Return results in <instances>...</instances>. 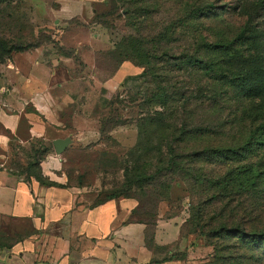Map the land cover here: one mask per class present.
I'll use <instances>...</instances> for the list:
<instances>
[{
    "label": "rangeland",
    "instance_id": "1",
    "mask_svg": "<svg viewBox=\"0 0 264 264\" xmlns=\"http://www.w3.org/2000/svg\"><path fill=\"white\" fill-rule=\"evenodd\" d=\"M58 1L0 0V86L13 55L35 50L45 65L66 64L77 91L53 136L71 138L66 150L56 153L52 141L14 142L9 167L24 177L89 190L96 201L133 196L149 221L175 217L191 264H264V246L247 245L222 229L227 219L228 226L264 229V148L241 150L264 124V90L243 87L239 61L206 46L219 42L234 55L249 52L253 67L264 71V0H104L97 12L116 11L100 18L110 25L100 24L110 45L96 55L90 41L107 40L106 32L97 38L101 31L91 20L67 25L62 17L49 19ZM199 3L216 14L197 17ZM126 8L129 14L120 15ZM147 8L151 16L142 22ZM129 16H139L142 35L170 30L165 59L182 68L159 80L136 59L120 62L116 44L136 33ZM165 94L189 102L169 99L165 109L172 115L166 112L160 123L153 112L164 108ZM75 112L78 127L71 122Z\"/></svg>",
    "mask_w": 264,
    "mask_h": 264
},
{
    "label": "crops",
    "instance_id": "2",
    "mask_svg": "<svg viewBox=\"0 0 264 264\" xmlns=\"http://www.w3.org/2000/svg\"><path fill=\"white\" fill-rule=\"evenodd\" d=\"M102 1L59 0L58 6L49 10V19L61 21L62 17L67 25L75 18L86 23L91 20L101 31L96 37L105 31L108 38L90 41L96 55L110 45L107 30L94 22L96 5ZM76 47L84 54L87 51L79 44ZM3 81L0 234L14 241L10 247L0 246V264H191L183 256L187 240L175 217L149 221L138 211L139 201L134 197L96 201L89 190L42 184L34 176L24 177L10 168L14 142L43 145L62 138L53 136L62 130L63 113L74 103L77 91L66 64L45 65L35 50L15 53ZM80 116L78 112L71 116L76 127L81 124Z\"/></svg>",
    "mask_w": 264,
    "mask_h": 264
},
{
    "label": "trees",
    "instance_id": "3",
    "mask_svg": "<svg viewBox=\"0 0 264 264\" xmlns=\"http://www.w3.org/2000/svg\"><path fill=\"white\" fill-rule=\"evenodd\" d=\"M122 1V0H120ZM144 4H148L149 0H141ZM262 1V0H261ZM198 8L193 11L197 15V17H205V16H210L211 14H216L214 10H212L211 6L209 4L203 5V4H198ZM115 9H119L118 6L116 5ZM116 10H110L107 12H97L95 17H94V22L98 24H102L103 26H106L107 28L110 27L108 22L106 20H101L100 18H103L107 15L113 14ZM129 14L128 9L126 8V12H120V15ZM137 13V12H135ZM142 13V12H140ZM211 13V14H210ZM119 14V13H118ZM143 16L144 20L142 22H146V19H149L151 16V11L149 8L147 10L145 9L144 14H140V17ZM139 16H129V19H131L129 22L131 23L132 26L135 27L136 33L130 32L128 35H125L123 39L118 42L116 47L114 48V52L118 53L121 57H123L120 62H123L124 60L127 59H136L140 64L145 66V74H149L151 77L155 79H165L169 77V72L173 71L175 68L181 69V66L173 67V64L170 63L169 60L165 59V56H169L168 53L166 52L164 48V41L166 40L168 33L170 30L165 29L164 31L157 32L155 34H151L152 36L149 35H142L140 32V18H136ZM137 19V21H133L132 19ZM139 19V20H138ZM135 22V23H134ZM236 41V40H235ZM230 44H234L233 42ZM208 49L212 50H223L226 53L230 55V57L234 60L239 61V66H237V69L239 71V76H240V84L243 87H251V86H256L260 89L264 90V71L261 68H255L251 64L252 62V55L249 52H243L242 54H232L231 47L230 45H223L220 44L219 42H215L214 44H206ZM163 53V54H161ZM158 54V56H155ZM175 97L172 95H166L165 94V101L163 102V107L160 108V110L154 111V115L156 120L160 123H165L167 121L166 116L169 114V118L172 115V111L169 112L170 107H166V103H169V99L173 98L174 101H179L180 106H185L189 102V97H185L183 95H178L175 94ZM198 97V96H196ZM179 98L178 100H176ZM173 107V106H171ZM165 111V112H164ZM167 112V114H166ZM168 118V117H167ZM142 120H150L151 122L154 121L155 119L150 117V116H145L142 118ZM261 129L260 133H254L253 136L249 139V141L245 144V148H242L241 150H251V148L255 145H258L262 148H264V124L259 128ZM242 155V154H241ZM32 176V175H31ZM30 176V177H31ZM35 177V176H34ZM36 178V177H35ZM39 180L42 184H48V185H58V184H53V183H45L41 179L36 178ZM120 196H109L107 198H116ZM121 197H133V196H121ZM135 198V197H134ZM139 211V209H138ZM142 214V213H141ZM235 217V216H233ZM235 218L234 221L236 222ZM231 220H225L222 229L227 233H232L236 235L235 237H238L239 240H241L243 243H247V245H256L257 243L261 244L264 246V229H258V228H253L251 230H246L245 228H241L240 222L237 223L234 226H228L231 222ZM14 241V238L11 236H6L4 234H0V246H5V247H10ZM262 256H264V252L262 253Z\"/></svg>",
    "mask_w": 264,
    "mask_h": 264
},
{
    "label": "water",
    "instance_id": "4",
    "mask_svg": "<svg viewBox=\"0 0 264 264\" xmlns=\"http://www.w3.org/2000/svg\"><path fill=\"white\" fill-rule=\"evenodd\" d=\"M71 138L67 137V138H57L53 141L54 144V148L56 153L61 154L63 153L66 148L69 146V144L71 143Z\"/></svg>",
    "mask_w": 264,
    "mask_h": 264
}]
</instances>
